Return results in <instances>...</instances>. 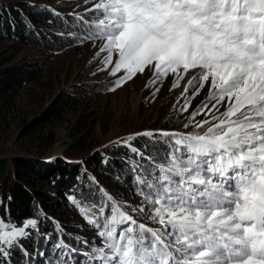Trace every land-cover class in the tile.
Returning a JSON list of instances; mask_svg holds the SVG:
<instances>
[{
  "label": "snow or ice",
  "instance_id": "6c2138e0",
  "mask_svg": "<svg viewBox=\"0 0 264 264\" xmlns=\"http://www.w3.org/2000/svg\"><path fill=\"white\" fill-rule=\"evenodd\" d=\"M85 11L94 17L88 38L104 41L97 56L105 54L102 70L117 77L115 88L151 68L158 77L174 74L172 88L190 77L185 94L199 83L198 95L210 80L216 101L192 113L209 117L195 124L205 131L160 132L170 138L168 163L137 174L145 203L132 213L151 211L159 228L138 224L117 204H93L98 215L80 208L103 243L88 264H264V0H93ZM28 229L39 232L36 219L21 227L0 218V264L17 248L30 258L21 243Z\"/></svg>",
  "mask_w": 264,
  "mask_h": 264
},
{
  "label": "rangeland",
  "instance_id": "374dc122",
  "mask_svg": "<svg viewBox=\"0 0 264 264\" xmlns=\"http://www.w3.org/2000/svg\"><path fill=\"white\" fill-rule=\"evenodd\" d=\"M18 1L44 5L69 19L86 13V7H91L93 2V0H0V4L7 5ZM93 22L94 18H88L84 24L80 23L82 38L79 41L71 40L60 50L0 38V66L7 67L27 62L32 63L38 73L35 78L21 86L9 103L3 105L0 110V156L6 159L18 156L67 158L69 161L84 164L95 150L146 131L157 134L160 132L183 134L206 130L208 125L201 130L196 128L195 124L209 119L207 115H198L195 120L191 117L192 113L198 111L204 104L211 107L216 103L215 100H209L210 80L200 89L198 95L193 94L200 88L199 83L185 94L187 84L183 82L186 78L179 81L178 87L172 88L176 81L174 74L169 73L166 78L158 77L150 68L144 74L138 73L123 86L115 88L117 77L112 76L110 70H102L105 54L97 56L104 41L90 39L83 31V27L88 28L87 23ZM42 26L62 34L69 33L48 22ZM121 74L118 73L117 76ZM154 80L156 83H153ZM110 88L115 90L110 91ZM63 95L69 96V106L57 115L42 118L52 103L61 99ZM185 104H189V107L187 111H182ZM217 107L221 112L224 111L227 108V101ZM214 114L219 115V112ZM185 124L190 126L185 128ZM144 139L147 141L145 147L144 145L134 147L146 158L143 162L140 157L134 161L138 168L146 164L153 166L152 161L147 158L157 150L150 137L144 136ZM111 176L103 175L101 176L103 180H100L102 183L99 182L105 192L108 189L115 190L114 195L108 194L112 203L118 205V201L124 204V208L130 210L145 203L143 196L131 186V178L125 180L124 184H116ZM58 214L71 223L84 226L82 229L85 236L92 232L85 227L91 224L80 209L63 208L58 210ZM134 214L132 215L137 222L144 223L146 227L153 229L160 227L149 219L151 211L147 214L139 212ZM25 222L14 225L22 227ZM92 241L98 242L96 238H92Z\"/></svg>",
  "mask_w": 264,
  "mask_h": 264
},
{
  "label": "trees",
  "instance_id": "16d2710c",
  "mask_svg": "<svg viewBox=\"0 0 264 264\" xmlns=\"http://www.w3.org/2000/svg\"><path fill=\"white\" fill-rule=\"evenodd\" d=\"M88 18L94 17L86 12L69 19L54 9L28 1L0 4V38L60 50L71 40L79 41L82 38L79 24H84ZM46 22L57 25L69 33L62 34L43 27L42 24ZM86 26L88 28L83 27V31L89 37L95 29L90 28L88 23ZM37 75V69L32 63L0 66V110L3 105L9 103L21 86ZM69 102V96L63 95L61 99L52 103L42 118L59 114L69 106ZM150 138L157 149L152 155H148L152 158L153 166L146 164L139 168L134 161L140 156L132 149L135 146L145 147L147 141L144 135L133 136L130 141L126 139L111 142L104 148L95 150L84 164L69 161L67 158L18 156L6 159L0 156V218L6 222L11 221L12 224L36 219L39 229V232L37 229H28L29 237L21 240L31 254L30 258L17 248L11 255L9 264H63L65 256L68 257L66 264H77V261L79 264H88L87 254L91 249L103 247L97 229L92 224L85 226L92 230L85 236L84 226L64 219L58 214V210L83 207L91 210L90 215H98L93 204L105 202L110 209L115 203L108 199V194L114 195L115 190L108 189L105 192L100 184L103 175H112L116 184H124L125 180L131 178V186L139 192L137 174L151 172V167L168 163L165 159V152L168 151L165 142L170 138L160 134ZM117 203L121 209L132 213L129 208H124V204L118 201ZM100 223L103 224V219ZM45 235L49 237L47 240L44 238ZM92 238H96L98 242L92 241ZM61 241L68 245V249L58 252L56 245ZM84 241L90 243L85 244ZM72 249L79 253L75 259L69 254Z\"/></svg>",
  "mask_w": 264,
  "mask_h": 264
},
{
  "label": "bare ground",
  "instance_id": "6f19581e",
  "mask_svg": "<svg viewBox=\"0 0 264 264\" xmlns=\"http://www.w3.org/2000/svg\"><path fill=\"white\" fill-rule=\"evenodd\" d=\"M195 74V73H193ZM190 77H186V79L184 80L183 84H187V79H189Z\"/></svg>",
  "mask_w": 264,
  "mask_h": 264
}]
</instances>
